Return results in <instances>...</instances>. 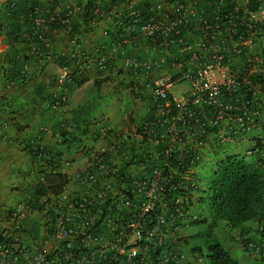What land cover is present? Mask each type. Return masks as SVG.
Segmentation results:
<instances>
[{
	"label": "built area",
	"instance_id": "2783aa9c",
	"mask_svg": "<svg viewBox=\"0 0 264 264\" xmlns=\"http://www.w3.org/2000/svg\"><path fill=\"white\" fill-rule=\"evenodd\" d=\"M199 1L152 0L148 9L141 6L140 0L92 1V21L107 19L116 28L118 41L112 51L137 43L143 36L152 46L167 49L178 46L192 59L202 60L203 53L209 51L210 60L179 78L163 73L154 76L162 67L161 59L141 61L133 57L126 61L135 73L141 72L137 76L151 80L153 116L143 123L140 135L143 140V135H147L146 142L153 145L167 142L160 151L164 157L148 155L146 160H136L134 163L143 171L130 177L118 172V165L105 156V149L89 150L88 162L94 170L77 171L73 178L89 184L90 188L81 194L63 190L52 203H46L49 211L43 222L47 236L34 252L20 245L17 234L22 231L23 220L32 207L31 198L8 210L13 231L4 235L16 244L9 246L7 239L0 242V264H201L202 259L186 252L184 246L198 216L190 200L196 187L193 169L198 161V149L208 135L227 143L257 127L264 130V100L259 82L252 78L260 73L259 63L249 58L239 70L230 65L231 55H241L251 40L264 42V32L251 31L253 25L249 22L262 21L264 7L249 12L245 23L248 34L238 32L236 16L229 15L226 26L230 41H218L220 27L204 17L198 9ZM79 8L76 1L65 6L60 17L65 29L70 30ZM194 18L201 24V39L196 43L184 37V29ZM34 21L35 34L43 40L45 29L55 19L37 17ZM65 57L64 53L60 55L62 62L54 74L59 85L72 78ZM93 60V56L84 55L75 59L74 64L81 72L84 61ZM96 63L98 68H105L102 60ZM177 79L187 80L189 84L180 96L171 93ZM65 101L66 96L60 94L50 106L60 107ZM185 130L192 132L193 144L186 140ZM260 145L264 147V135L247 153H257L263 159ZM191 149L193 153H189ZM176 151L189 153L191 159H183L181 155L172 159ZM42 152L37 149L33 153L40 156ZM56 164L48 167L56 170ZM261 230L264 231V220ZM241 245L244 248L245 244ZM248 247L258 255L264 251L253 243Z\"/></svg>",
	"mask_w": 264,
	"mask_h": 264
},
{
	"label": "crops",
	"instance_id": "0c3cea01",
	"mask_svg": "<svg viewBox=\"0 0 264 264\" xmlns=\"http://www.w3.org/2000/svg\"><path fill=\"white\" fill-rule=\"evenodd\" d=\"M11 1L21 6H36L35 17L45 20L51 17L60 19L65 6L73 1L79 4V9L84 4L82 0H0V25L5 26ZM143 1L140 0V4ZM145 1L150 4L152 0ZM233 1L238 5L244 2ZM78 16L75 18L80 25L78 32L72 33L53 22L45 29L44 39L38 41L32 40L25 31L21 17L16 20L20 21L25 40H14L7 26L0 30V242L7 239L9 246L16 244L4 235L13 231L8 210L31 198L32 207L23 220L22 231L17 234L20 245L32 252L47 236L43 222L44 215L49 211L46 203H52L53 198L63 190L81 194L90 188L89 184L73 178L77 171L94 170L88 162L89 150L105 149V156L118 165V172L129 176L143 171L134 163L136 160L158 155V147L144 141L140 135L143 123L153 116L151 80L141 76L140 79L137 75L141 72L135 73L126 61L133 57L141 61L161 59L162 67L154 76L163 73L179 78L197 70L203 61L210 60L209 51L203 53L202 60L192 59L187 51L178 46L168 49L152 46L143 36L137 43H128L112 51V46L118 41L115 26L107 19H96L89 26L83 25ZM200 28V22L191 19L184 29L185 39L198 42L201 39ZM219 33L218 41H230L226 25L220 26ZM262 47L264 45L259 40H251L241 55H231L230 65L239 70L245 61L252 58L260 66ZM62 53L71 66L72 78L59 85L54 80V74L62 62ZM14 54L17 59H26L17 75L9 63ZM84 55H91L94 60L84 61V67L79 72L74 61ZM99 60L105 63V68H98L96 61ZM184 82L183 79L178 80L171 93L180 96L186 92L189 84L183 86ZM260 88V96L264 100V86ZM60 94L66 96L62 106H50L54 97ZM184 134L186 140L193 144L195 138L192 132L185 130ZM263 135L264 130L257 127L227 143H221L213 135L206 137L205 144L198 149V161L193 169L192 176L196 181L192 194L194 209L197 208L196 199L206 195L215 163L229 155L246 154L254 143L261 141ZM37 149L53 156L57 161L56 170H51L47 160L42 161L33 153ZM44 170L61 172L66 182L56 194L37 196L36 202L34 188L37 182L42 181L40 174ZM95 172L99 175L98 170ZM205 210L203 207L196 209L200 213H205ZM251 222L245 224L246 228H250L248 235L257 243L264 242V235L257 232L258 220ZM226 228L233 233L235 240L244 236L238 229ZM196 231L198 227L193 226L189 235ZM186 243L185 250L190 254L189 249L196 244L195 240L191 244L189 241Z\"/></svg>",
	"mask_w": 264,
	"mask_h": 264
},
{
	"label": "trees",
	"instance_id": "16d2710c",
	"mask_svg": "<svg viewBox=\"0 0 264 264\" xmlns=\"http://www.w3.org/2000/svg\"><path fill=\"white\" fill-rule=\"evenodd\" d=\"M93 0H85L82 9L77 12L83 25L89 26L92 21ZM103 7L107 5L104 1ZM244 4L240 7H236V3L233 0H200L198 9L203 12L206 19L213 24H218L219 27L227 24V17L229 15L236 16V22L238 32L247 33L248 28L245 23H248L249 12H256L260 7H264V0H244ZM141 6L148 9L149 5L144 0ZM36 6L18 5L11 1L6 14L5 26L0 25L9 30L14 40L23 41V32L21 29L20 21L16 20L21 17L25 23L26 29L30 38L34 41H38V37L33 33L35 8ZM63 13V12H62ZM61 14V13H60ZM61 16V15H60ZM216 18V19H215ZM19 19V18H18ZM253 26L251 31L264 32V19L262 21H249ZM58 27H63L60 19L54 21ZM80 28L79 23L74 19L70 25V31L72 33L78 32ZM258 36V35H257ZM264 45V42H261ZM260 73L253 76L255 82H259L260 86H264V47L260 51ZM20 58L17 59L15 54L13 59L9 61L10 68L17 75L21 71L23 62ZM144 140H147V135H143ZM156 145L158 148L159 158H163L164 155L160 153L162 147L167 143L165 141ZM260 144V143H259ZM189 146V145H188ZM261 149L264 152L262 145ZM179 153V154H178ZM189 153H193V149ZM185 151L172 153L171 158L181 155V158L191 159V155ZM43 151L39 159L47 160L50 167L53 166L55 159L52 155H49ZM48 156V157H47ZM44 161V162H45ZM44 162H42L44 164ZM264 158H260L256 153L252 154H233L226 156L222 160H218L212 170V175L208 183L206 195L196 199L197 208H204L205 213L197 212V218L193 223V226L202 227V231L194 232L185 239L189 241V237L192 240L200 239L198 243L191 246L189 249L191 254H196L200 257L201 264H241L235 259L229 251H227L223 245L224 237L229 233L226 226L238 229L244 236L241 237V244H245L242 250L249 254L250 249L248 244L254 241L252 237L248 235L250 228H246L245 224L248 221H263L264 220ZM52 170V169H51ZM43 179L35 184L34 197L45 194H56L61 186L66 182L65 176L61 172H47L43 171ZM175 184V183H174ZM194 192V191H193ZM192 192V193H193ZM191 195V204H193ZM250 233V232H249ZM247 235V236H245ZM240 242V240H237ZM255 242V241H254ZM190 243V241H189ZM257 244V242H255ZM191 244V243H190ZM253 259L264 262V255L259 257H252Z\"/></svg>",
	"mask_w": 264,
	"mask_h": 264
},
{
	"label": "rangeland",
	"instance_id": "374dc122",
	"mask_svg": "<svg viewBox=\"0 0 264 264\" xmlns=\"http://www.w3.org/2000/svg\"><path fill=\"white\" fill-rule=\"evenodd\" d=\"M186 82H184L183 86H187L188 85V81L185 80ZM178 83V82H177ZM176 85V84H175ZM179 87V86H178ZM197 213V212H196ZM250 224H252V222L250 221ZM199 230H203L202 227H198ZM230 231V230H228ZM231 234V235H230ZM232 232H229L225 237H224V241H223V245L225 247V249L227 251L230 252V254L237 259L241 264H264V262H261L259 260L253 259L251 255H249L248 253L244 252L243 250H240V246L238 244V241L233 239ZM191 243V239L189 237L188 239ZM200 241V239H195V243H198Z\"/></svg>",
	"mask_w": 264,
	"mask_h": 264
},
{
	"label": "clouds",
	"instance_id": "9594fccd",
	"mask_svg": "<svg viewBox=\"0 0 264 264\" xmlns=\"http://www.w3.org/2000/svg\"><path fill=\"white\" fill-rule=\"evenodd\" d=\"M261 223H262V221H259L258 222V230H257V232H259L260 231V234H262V235H264V231L263 230H261ZM239 240H240V242H238V244H239V246H240V249L242 250L243 248H242V245H241V238H239ZM250 243H253V244H255V245H257V246H259L262 250H264V242H260V243H255L254 241H251ZM249 255H251L252 257H259V255H264V251L261 253V254H255V253H253V252H249Z\"/></svg>",
	"mask_w": 264,
	"mask_h": 264
}]
</instances>
